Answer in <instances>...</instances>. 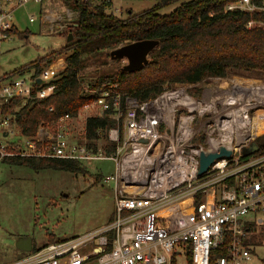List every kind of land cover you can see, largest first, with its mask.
Returning <instances> with one entry per match:
<instances>
[{"label": "built area", "instance_id": "obj_1", "mask_svg": "<svg viewBox=\"0 0 264 264\" xmlns=\"http://www.w3.org/2000/svg\"><path fill=\"white\" fill-rule=\"evenodd\" d=\"M29 1L44 0H0V42L11 38L9 31L14 18L9 7ZM226 9L255 12L264 10V5L238 0ZM76 15L79 17V12L70 8L65 14L51 11L44 21L49 33L63 34ZM254 24L251 20L248 27ZM64 65L62 59L56 60L29 80L11 74L0 77V135L7 139L0 140V158L35 156L78 162L115 161V174L106 175L103 180L116 185L115 213L112 221L100 229L32 248L26 256L7 264H172L175 255L188 247L192 250L193 264H211L212 251L219 248H225L227 255L218 257L216 264L249 262L252 250L246 245L248 233L257 230L264 220V154L236 155L237 149L249 147L258 138L255 116L251 118L246 107H239L244 105L241 98L230 97L228 105L238 103L239 110H246V116L241 118L244 123L239 126L236 117L228 115L235 109L225 110L224 116L233 120L223 121V130L219 129L217 137L213 136L215 132L208 133L207 148L200 150L225 145L220 140L230 134V147H226L234 154L216 160L203 178L198 174L199 158L191 155L192 178L185 179L188 158L179 155L178 147L193 141L200 130H195L193 122L211 112L215 105L194 97L186 85L174 86L153 99L139 101L122 93L118 83L103 82L92 87L84 82L83 95L87 102L80 114L89 113L86 119L108 117L115 121L108 131V143L116 145L113 152L108 153L95 141L89 143L86 132L83 143L71 140L70 121L80 114L63 115L51 124L43 122L36 136L12 145L15 138L7 137L16 131L11 124L12 115H4L3 106L14 98L26 103L50 97L56 88L53 78ZM38 79L43 82L38 84ZM243 85H248L240 90L247 97V104L252 106L253 100H257L264 109V83ZM151 149L156 154L150 156ZM164 156L170 158L166 164L151 163L154 158ZM182 158L185 163L180 162ZM138 176L143 179L137 181ZM197 179L203 182L193 185ZM128 187L134 189L129 191ZM199 191L205 197L196 204Z\"/></svg>", "mask_w": 264, "mask_h": 264}, {"label": "trees", "instance_id": "obj_2", "mask_svg": "<svg viewBox=\"0 0 264 264\" xmlns=\"http://www.w3.org/2000/svg\"><path fill=\"white\" fill-rule=\"evenodd\" d=\"M156 1L154 7L139 12L130 11L123 18L108 12L111 5L108 0L97 4L92 0H63L68 8L79 12L77 26L71 27L73 39L33 64L11 73L18 75L35 68V75H39L56 60L62 59L65 63L53 78L56 88L50 97L31 99L26 103L21 98H14L3 106V114L12 115L11 124L19 130V137L11 144L36 136L43 122L51 124L66 114L79 116L87 102L83 95V83L87 81L81 75L87 67V55L101 53L110 58L112 49L128 42L156 39L159 45L150 53V61L143 69L128 73L118 67L111 75L100 73L88 81L92 87L103 82H115L122 93L147 101L177 84L195 85L207 77L233 74L247 77V74L257 72L264 81V10L226 9L228 4L238 0ZM251 1L260 7L264 5V0ZM170 5H176L173 11L161 12ZM251 20L255 24L249 28ZM13 32L18 35L28 33H19L15 28L9 31L10 34ZM255 82L250 80L247 83ZM51 107L53 110H50ZM114 126L115 121L111 118L89 117L86 120L87 138L97 142ZM256 143L258 151L249 156L264 154V136L257 138ZM105 149L108 153L113 152L116 145L107 143ZM4 160L35 170L85 171L80 162L70 159L13 156ZM204 197V192L199 191L196 204L201 203ZM53 242L49 240V243ZM246 245L251 246L250 240ZM36 248L33 242V249ZM187 255L189 264H193L191 247H188ZM211 255V264H216V259L226 256L227 252L225 248L213 249ZM172 264H176L175 258Z\"/></svg>", "mask_w": 264, "mask_h": 264}, {"label": "rangeland", "instance_id": "obj_3", "mask_svg": "<svg viewBox=\"0 0 264 264\" xmlns=\"http://www.w3.org/2000/svg\"><path fill=\"white\" fill-rule=\"evenodd\" d=\"M52 1L53 4H50L49 0H44L42 3L29 1L22 5L9 7L13 10L14 22L19 30L29 31V33L27 37L15 35L0 43V75H10L9 72L33 64L46 53L70 42L67 41V35L73 34L71 27L77 24L78 17L77 15L74 17L73 24L68 25L63 34L49 33V26L44 21V17L51 11L65 14L68 9L63 0ZM102 1L92 0L95 4ZM108 1H113L108 7V12L124 18L127 16V11L139 12L157 4L156 0ZM175 7L176 5L167 6L161 12L170 13ZM116 8L123 9V13ZM87 59V67L81 72L87 82L95 79L100 73L111 75L118 67L121 68L126 63V60H111L101 53L89 54ZM34 75L35 68H31L17 76L29 80ZM250 80L264 83L259 73L254 72L247 74V77L233 74L226 77H207L195 85L186 84L190 94L214 104L215 107L211 112L202 118L197 117L193 122L195 130L200 129L193 141L178 147L179 155L188 158L185 165L188 175L185 179L192 178L189 172L191 169V157L189 156L199 158L201 148H207V134L215 132L213 136L217 137L219 129L223 130V120L227 122L233 120L224 117L225 110L230 108L229 110L237 111L239 107L244 106L251 118L264 113L259 101L253 100V105L249 106L247 97L243 91H240L243 90L242 87L248 86L243 83L250 82ZM232 96L237 99L241 98V103L244 105L239 107L238 103L228 105V99ZM88 115L90 114L82 113L70 121V137L73 142H84ZM256 121L259 124L258 119ZM15 131L16 133L10 134L7 138L19 137V130L15 128ZM262 136H264V124L261 129L258 127L256 133V137ZM0 140L5 142L7 139L0 135ZM108 141L107 133L96 143L104 149ZM88 142L92 141L88 140ZM233 145L235 146L236 143L234 142ZM91 147L95 148L93 144ZM243 150L244 148H240L236 151L242 154ZM163 152L165 153L166 150ZM154 154L156 152L151 149L149 155ZM80 164L85 171L75 173L56 169L35 170L28 166L8 163L0 158V264L11 263L27 255L26 251L16 246L20 237H31L36 246L41 247L46 245L50 239L56 242L81 236L100 229L112 221L116 205V185L114 182L105 183L103 180L106 175L115 174L117 170L115 161L95 160L80 162ZM137 178V181L143 179L142 176ZM202 182L197 179L192 184L198 185ZM145 187H142V190ZM131 189L134 188L128 187L129 191ZM135 189L138 188L135 187ZM253 237L255 242L252 248V259L245 264H264V226L258 229ZM174 258L176 264H189L185 250L179 251Z\"/></svg>", "mask_w": 264, "mask_h": 264}, {"label": "water", "instance_id": "obj_4", "mask_svg": "<svg viewBox=\"0 0 264 264\" xmlns=\"http://www.w3.org/2000/svg\"><path fill=\"white\" fill-rule=\"evenodd\" d=\"M77 26V24H76ZM73 39V34L70 33L67 37V41ZM159 45V40L147 39L140 41L128 42L121 44L118 47L110 51L111 60H126V63L120 68L123 72H136L143 69L149 63L150 53ZM43 81L41 79L37 80L38 84ZM259 146L256 142L251 143L249 147L244 148L242 155L248 156L253 152L258 151ZM234 154L232 149L226 147V145H216L210 150H202L199 155V176L206 175L211 166L221 158H230ZM241 154L236 152V155ZM16 246L23 251H31L33 248V239L31 237H20L17 240Z\"/></svg>", "mask_w": 264, "mask_h": 264}, {"label": "bare ground", "instance_id": "obj_5", "mask_svg": "<svg viewBox=\"0 0 264 264\" xmlns=\"http://www.w3.org/2000/svg\"><path fill=\"white\" fill-rule=\"evenodd\" d=\"M236 102V101H235ZM234 102V103H235ZM244 107V106H243ZM230 109V108H229ZM243 111V112H240V111ZM225 113V112H224ZM228 115L229 116H235L236 117V122L238 123V125L240 126V125H242L243 123H244V119H241L242 117L244 118L245 116H246V110H244V109H242V108H240V110H238V111H234V112H228ZM225 117V116H224ZM258 119V121H259V127H260V129H261V126H262V124H263V121H264V113H259L256 117H255V119H254V122H255V124L257 123V120ZM220 120V119H219ZM223 121H225V120H223ZM227 121V120H226ZM251 129V128H250ZM258 129V128H257ZM234 132H235V129L233 130ZM246 134H251V132H247ZM230 140H231V135L230 134H228V135H225L220 141L221 142H224L225 143V145H228L229 147H230ZM215 143L217 144L218 143V141H215ZM214 145V144H213ZM170 158L168 157V156H164V157H156V158H154L153 160H151V163L152 164H157V165H164V164H166L167 162H168V160H169ZM180 162L181 163H185V159H180ZM141 181V180H140ZM142 184H144V183H142Z\"/></svg>", "mask_w": 264, "mask_h": 264}, {"label": "crops", "instance_id": "obj_6", "mask_svg": "<svg viewBox=\"0 0 264 264\" xmlns=\"http://www.w3.org/2000/svg\"><path fill=\"white\" fill-rule=\"evenodd\" d=\"M50 2V1H49ZM110 2V4L112 5V3H113V1H109ZM53 4V1H51L50 2V4ZM110 5V6H111ZM118 11H120L121 13H123V9H121V10H119V8H116ZM132 11V10H131ZM130 12V11H129ZM128 11H127V14L129 13ZM124 18V17H123ZM46 19V16L44 17V20ZM13 28H15L19 33L21 32L20 30H19V28L16 26V24H15V22H14V26H13ZM12 28V29H13ZM28 33H29V31H28ZM28 33H27V35L25 34V36L27 37L28 36ZM15 35H18L17 34V32H13L12 34H11V36L13 37V36H15ZM19 36H24V35H21V34H19ZM1 43V42H0ZM47 54V53H46ZM12 72H14V71H12ZM12 72H9V74H11ZM6 74H8V73H6ZM3 75H5V74H3ZM3 75H0V77H2ZM260 219H263L262 217H260ZM262 226H264V220H263V223L261 224V225H259L258 226V229H260V228H262ZM258 229L257 230H250L249 231V233H248V238H247V240H246V242L248 241V240H250V244H251V246H249L250 248H251V250H253L252 248H253V245H254V237L253 236H255L256 235V233H257V231H258ZM252 254H253V252H252Z\"/></svg>", "mask_w": 264, "mask_h": 264}]
</instances>
